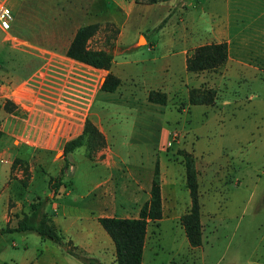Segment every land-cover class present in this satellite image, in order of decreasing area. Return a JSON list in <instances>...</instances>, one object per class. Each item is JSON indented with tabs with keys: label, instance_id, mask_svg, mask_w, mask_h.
I'll return each mask as SVG.
<instances>
[{
	"label": "rangeland",
	"instance_id": "obj_1",
	"mask_svg": "<svg viewBox=\"0 0 264 264\" xmlns=\"http://www.w3.org/2000/svg\"><path fill=\"white\" fill-rule=\"evenodd\" d=\"M85 1L8 0L12 14L8 31L29 42L40 40L51 30L54 16L69 25V13ZM92 1L94 7L97 0ZM116 1L126 9L135 4L132 17L125 23V27L130 29L128 31L133 30L139 20L145 24L157 22L165 9L162 3L148 7L136 4L138 0H103V7L113 11ZM109 24L102 26L99 32L108 33L111 37L115 35L116 28ZM157 29L154 26L145 32L151 35ZM4 34L0 28V39ZM101 43L109 44L110 40L95 39L92 44ZM133 51L142 57L156 55L148 44ZM22 52L24 56L25 53L32 55L26 50ZM36 57L40 61L45 59L41 55ZM22 62L16 65L20 76L29 71L34 61L29 65ZM214 70L217 72V69ZM209 72L211 70L203 74L204 83L200 88L212 87L216 90L213 104H191L185 85L180 82L165 108L157 104L120 105L117 116L112 120L111 147L119 153L121 160L140 168L143 177H152L155 161L158 160L156 156L160 155L175 168L172 173L177 180L183 181L184 151L194 155L198 171L202 244L196 247L189 244L180 217L164 218L160 222L151 220L147 224L144 264H264V85L236 87L235 83L231 87L233 89L223 91L222 85H213L211 77L215 73ZM143 74L156 82L161 76L155 66L149 67ZM174 78L179 80L178 76ZM144 84L145 81L137 84L139 93ZM174 131L177 132L175 139L172 138ZM168 140L171 141L170 146L166 145ZM98 147L97 141L88 147L89 151L86 145L75 147L67 155L68 163L62 150H37L31 158L32 169L28 170L30 176L33 173L30 182L22 186V180L27 179L23 165L18 164L11 177L19 187L22 186V198L27 202L49 196L45 209L55 218L52 222L60 228L67 247L92 258L94 264H116L114 245L106 243V239L112 241L110 236L96 219L88 216L94 210L93 200L97 192L95 182L98 171H94L102 170L100 164L95 163ZM21 149L27 148L24 146ZM10 156V153L1 154L4 161L0 160V189L8 175ZM59 175L62 176L61 183L53 194L48 179L49 176ZM169 176L167 171V181ZM178 186L177 206L182 209L189 193L183 182ZM120 193L119 185L115 195ZM53 203L57 204L54 209ZM2 205L0 201V208ZM129 213H133L132 210ZM0 224H4L1 219ZM80 229H83L82 236L90 233L103 236L105 247L102 255L96 253L95 258L67 241L72 239L75 244L81 238ZM40 254L46 259L56 258L59 262L67 260L87 264L68 253L65 245L41 237L34 230L0 234V264H31ZM102 256L103 262L100 263L97 258Z\"/></svg>",
	"mask_w": 264,
	"mask_h": 264
},
{
	"label": "crops",
	"instance_id": "obj_2",
	"mask_svg": "<svg viewBox=\"0 0 264 264\" xmlns=\"http://www.w3.org/2000/svg\"><path fill=\"white\" fill-rule=\"evenodd\" d=\"M86 1L77 7L78 9L69 13L67 19L69 25L54 16L51 30L40 40L37 39L39 42L35 40V42L32 40L29 42L24 38L21 40L27 44L7 43L5 34L0 39V160L4 161L1 157L2 153L11 155L8 159V175H5V184L0 189V201L3 204L0 208V219L4 223L0 224V227H15L18 219L25 212L30 211L32 202L22 198V186L30 182L33 173L31 176L29 174L27 183L19 187L11 177L15 169L11 166L14 157H21L28 164V170H31V158L35 156V151L62 150L64 143L69 139L57 137L50 132L47 136L45 134L50 123L48 111L51 109L52 102L40 89L44 79L49 80L57 92L61 91L67 79L70 80L73 77V72H79L84 82L85 99L72 106V109L68 108L71 115L69 119L77 125V134L82 131L86 118H89L104 137L105 142L97 148L95 157V163L100 164L102 170L94 171H98L95 182L97 192L93 200L94 210L89 212L90 215L87 214L96 220L99 216H138L141 205L150 196L152 177H143L140 168L121 160L119 153L110 144L112 120L117 116L120 105L131 107V105L157 104L165 108L168 99L174 95L180 82L184 83L188 95L190 87H200L204 83H202L203 74L205 75L209 70H211L209 73H215V76L211 77V82H214L213 85H222L223 91H227L235 83H237L236 87L264 85V0H138L136 4L140 3L148 7L162 3L165 9L157 22L145 24L139 20L131 31L125 27V23L129 17H132L135 4L126 9L116 1L113 11H110L103 7V0H97L94 7L92 0ZM90 9H92L91 12ZM93 22H97L99 27L89 38L88 45L104 48L112 53L109 68H95L66 55V49L76 29L83 24ZM106 23L116 28L114 36L110 37L108 33L99 32ZM154 26L158 28L155 34L149 35L145 32ZM101 38L109 39L110 43L92 44L93 40ZM220 41L227 44V57L220 66L215 68L217 72L214 69L197 72L186 69V58L195 47ZM144 44H148L150 49L155 50L156 55L142 57L140 53L133 51ZM24 50L32 55L25 53L26 56H24L22 52ZM48 52L51 56L48 61L37 59L36 55L45 56ZM22 61H25L27 65L34 62L29 71L20 76L16 65L23 63ZM80 66H84L85 71H93V73L89 74L88 71L81 73ZM154 66L161 72L157 82L145 78L143 74L149 67L154 68ZM43 67L44 70H40ZM37 72L40 78L38 81L31 82L33 84L32 101L29 104V110L24 112L22 108L19 107L21 110L17 108L16 101L14 103L8 95L12 90L29 81ZM109 72L121 79L114 91L101 88ZM177 76L179 80L176 81L174 77ZM141 81H145V84L139 93L137 84ZM151 89L166 92L167 101L165 103L149 101L147 95ZM6 102L10 109L5 108ZM38 109H43L47 113L39 112ZM22 135H26L27 140L30 141L23 140ZM24 146L26 150L21 149ZM156 157L160 170L163 205V216L158 221L164 218H179L187 211L190 203L188 197L184 208L179 209L177 206L178 184L180 182L185 184V177L179 182L172 173L175 168L163 156ZM55 159L54 157L53 160ZM167 171L170 173L168 181ZM115 185H118L117 188L120 185V195H115V189H117ZM167 200L170 201L169 204L166 203ZM56 205L53 203L52 208L54 209ZM131 210L133 213H129ZM52 220L55 221V218ZM56 227L60 231L57 225ZM82 230H79L81 238L75 244L72 239L67 241H71L74 246L83 249L90 256L96 258V253L102 255L103 247H105L103 236L95 233L82 236ZM109 240L106 239V243L113 244V241ZM144 253L145 245L142 264L145 263ZM113 255L115 259V249ZM97 259L100 263L103 262V256ZM31 264L75 263L67 260L59 262L56 258L46 259L40 254Z\"/></svg>",
	"mask_w": 264,
	"mask_h": 264
},
{
	"label": "trees",
	"instance_id": "obj_3",
	"mask_svg": "<svg viewBox=\"0 0 264 264\" xmlns=\"http://www.w3.org/2000/svg\"><path fill=\"white\" fill-rule=\"evenodd\" d=\"M97 22L83 24L79 26L70 41L66 55L74 59L83 61L97 68H109L112 60V53L104 48H94L88 45V40L98 30ZM227 57V44L224 41L210 42L195 47L186 58V69L188 71H202L205 69H215L220 66ZM121 79L112 72H109L101 88L107 91H114L120 84ZM216 90L210 88L190 87L188 100L191 104H213L215 102ZM149 101L165 103L167 93L159 89H151L148 92ZM5 108L10 109L9 104L5 103ZM97 141L98 146L104 144V137L93 122L86 118L82 131L76 136L68 139L62 148V155L65 162L68 163L67 155L79 145H86L87 149ZM89 151V149H88ZM185 166V185L189 192L190 204L186 212L181 214L179 220L184 229L189 244L193 247L200 246L203 241L202 222H201V203L199 180L194 155L184 151ZM23 165V171L26 178H29L28 164L19 156L14 157L12 168L17 165ZM64 168H62L63 170ZM62 176H49L48 185L55 194L61 183ZM27 179L22 180L23 184ZM49 196L43 200L30 203V211L25 212L18 219L15 227H0V234L13 230H34L41 237H47L53 241L65 245L66 251L76 257L81 258L87 264H94L92 258L86 257L79 252L67 247L64 236L56 227L48 210L45 209V203ZM163 216L161 177L158 160L155 161L150 196L140 207L138 216H99L98 222L108 233L113 241L115 249L116 264H142L143 248L145 245L147 224L151 220H159Z\"/></svg>",
	"mask_w": 264,
	"mask_h": 264
},
{
	"label": "built area",
	"instance_id": "obj_4",
	"mask_svg": "<svg viewBox=\"0 0 264 264\" xmlns=\"http://www.w3.org/2000/svg\"><path fill=\"white\" fill-rule=\"evenodd\" d=\"M12 20V14L11 9L7 5V0H0V28L5 33V40H11V42L16 44H27V42L11 35L8 31L10 27V23ZM51 57L50 52L45 53V59L44 61H48ZM72 58V57H71ZM74 59V58H73ZM77 60V59H76ZM80 61V60H79ZM43 62V64L45 63ZM83 62V61H81ZM85 63V62H83ZM87 64V63H86ZM90 65V64H89ZM94 67V66H93ZM97 68V67H95ZM79 69L81 70V73H86L84 66H80ZM40 70H44V67ZM88 73L92 74L93 71H88ZM96 77V75H93ZM40 78L39 72L35 73L31 76L29 81L26 83H23L19 87H17L15 90H12L11 93H9L8 98H12L13 102L16 101L17 108H22V110L27 112L29 110V104L32 101V92H33V84L32 81H38ZM99 82V81H98ZM86 84V82H85ZM84 88V82L82 81L81 74L79 72H73V77L70 80H66L65 83H63L61 91H55L52 83L49 80L44 79L41 83V91L44 92L45 96L51 100L52 105L51 109L48 111L49 115V126L46 130V136L47 133L50 132L52 135H55L57 137L62 138H72L73 136L77 135V125L74 121L71 119L70 109H72V106H75L79 101L81 102L83 99H85L86 92H83ZM68 107H71L70 109ZM19 108V109H20ZM21 110V109H20ZM37 111L42 113H47L43 109H38ZM177 136V132H172V138L175 139ZM23 140H27L26 135L21 136ZM30 141L29 139L27 140ZM34 144L36 142L32 141ZM167 146L171 145V141L168 140L166 143ZM21 172V171H20Z\"/></svg>",
	"mask_w": 264,
	"mask_h": 264
}]
</instances>
